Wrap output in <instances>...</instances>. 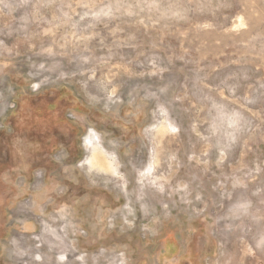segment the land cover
I'll use <instances>...</instances> for the list:
<instances>
[{
	"label": "rangeland",
	"instance_id": "1",
	"mask_svg": "<svg viewBox=\"0 0 264 264\" xmlns=\"http://www.w3.org/2000/svg\"><path fill=\"white\" fill-rule=\"evenodd\" d=\"M0 264H264V0H0Z\"/></svg>",
	"mask_w": 264,
	"mask_h": 264
},
{
	"label": "bare ground",
	"instance_id": "2",
	"mask_svg": "<svg viewBox=\"0 0 264 264\" xmlns=\"http://www.w3.org/2000/svg\"><path fill=\"white\" fill-rule=\"evenodd\" d=\"M91 162L93 163V164H96V165H98L100 168H103V169H110V170H113L112 169V166H111V164H110V161H106L105 159H104V157H102V156H100V155H98L97 153H94L93 155H92V160H91Z\"/></svg>",
	"mask_w": 264,
	"mask_h": 264
}]
</instances>
